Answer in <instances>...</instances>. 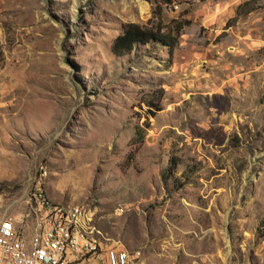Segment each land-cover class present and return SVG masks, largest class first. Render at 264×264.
<instances>
[{
    "label": "rangeland",
    "instance_id": "rangeland-1",
    "mask_svg": "<svg viewBox=\"0 0 264 264\" xmlns=\"http://www.w3.org/2000/svg\"><path fill=\"white\" fill-rule=\"evenodd\" d=\"M37 183L146 264H264V0H0V216Z\"/></svg>",
    "mask_w": 264,
    "mask_h": 264
},
{
    "label": "built area",
    "instance_id": "built-area-1",
    "mask_svg": "<svg viewBox=\"0 0 264 264\" xmlns=\"http://www.w3.org/2000/svg\"><path fill=\"white\" fill-rule=\"evenodd\" d=\"M25 203L21 213L0 216V264H146L139 249L113 241L98 225L103 215L95 206L53 201L40 183Z\"/></svg>",
    "mask_w": 264,
    "mask_h": 264
},
{
    "label": "trees",
    "instance_id": "trees-1",
    "mask_svg": "<svg viewBox=\"0 0 264 264\" xmlns=\"http://www.w3.org/2000/svg\"><path fill=\"white\" fill-rule=\"evenodd\" d=\"M247 2H242L237 7V14H242L251 11L253 8L248 7L242 10L241 7L246 5ZM171 36L168 34H160L151 29L145 28L135 22L128 23L124 29L117 34L113 43V49L118 53L129 52L133 46L140 43H148L151 40L162 41L163 43L170 44ZM140 130V129H139Z\"/></svg>",
    "mask_w": 264,
    "mask_h": 264
}]
</instances>
